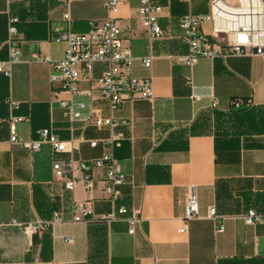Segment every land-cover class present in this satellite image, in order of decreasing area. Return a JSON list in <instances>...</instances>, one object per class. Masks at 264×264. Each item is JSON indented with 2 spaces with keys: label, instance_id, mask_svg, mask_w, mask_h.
I'll list each match as a JSON object with an SVG mask.
<instances>
[{
  "label": "crops",
  "instance_id": "1",
  "mask_svg": "<svg viewBox=\"0 0 264 264\" xmlns=\"http://www.w3.org/2000/svg\"><path fill=\"white\" fill-rule=\"evenodd\" d=\"M105 1L0 0V62L9 59L10 17L19 20L21 51L11 76L0 74V264H264V226L243 220L251 209L264 214V57L201 59L186 67L178 62L189 52L178 20L208 14L211 0H159L165 35L151 40L139 18V0H124L117 22L134 57L133 74L152 80L155 98L126 100L113 111L82 69L81 94L73 103L84 108L72 122L54 97L58 88L49 65L37 58L62 60L67 45L56 40L57 33H88L91 23L110 17ZM149 57L152 67L145 69L141 60ZM105 69L96 65L93 78ZM232 101L243 107L232 108ZM91 117L113 119L116 127L97 128ZM11 118L23 119L17 123L21 141L50 130L66 144L64 160H101L108 153L104 141L122 135L114 157L128 181L117 206L139 215L135 234L124 220H100L112 211L104 192L106 168L93 167L92 192L81 184L66 189L48 145L32 153L10 143ZM73 176L83 174L75 170ZM190 189L200 214L186 222ZM86 201L96 218L73 222V203ZM56 214L62 222L25 232L28 225L52 223Z\"/></svg>",
  "mask_w": 264,
  "mask_h": 264
},
{
  "label": "built area",
  "instance_id": "2",
  "mask_svg": "<svg viewBox=\"0 0 264 264\" xmlns=\"http://www.w3.org/2000/svg\"><path fill=\"white\" fill-rule=\"evenodd\" d=\"M61 2L69 5L71 0H61ZM139 2V18L148 38L151 40L163 37L165 33L159 21L163 10L160 1L139 0ZM123 4L124 0H106L105 6L110 17L103 22L91 23V29L86 34L74 33L71 29L58 32L56 40L67 45L62 60L52 62L47 57L37 58L49 65L50 81L58 88L54 97L72 122L80 118V111L84 108L83 104L75 106L73 103V99L81 94L79 82L82 78V69L87 72L90 80L95 82L99 96L109 102L113 111L120 109L126 100L153 101L155 98L152 80L140 79L133 74L134 57L130 47L122 39V29L117 22L119 9ZM18 23V18H9L7 42L9 59L0 62V74L6 77L11 76V66L16 64L21 56L20 44L16 39ZM208 24L211 30L210 33H205L203 26ZM178 25L189 46L188 54L178 59V62L186 67L195 66L201 59H226L249 55L264 57V0H236V4L224 0H211L208 14L186 15L178 20ZM141 63L143 68L150 69L152 57L142 59ZM96 65H106V69L95 79L92 75ZM186 81L187 85H192L189 78ZM62 93L68 95L67 100L60 98ZM88 94L92 95V92ZM231 106L239 109L242 104L232 101ZM22 120L10 119V143L20 145L32 153H37L43 145H48L53 157V170L58 176L67 179L66 189L73 191L81 184L87 192H92L93 167L106 168L104 192L112 203V211L100 217V220L108 224L124 220L129 225V234L134 235L141 221L139 215L135 212L129 215L127 207L117 206V201L121 198L120 188L128 181V177L122 174L114 157L115 150L121 147L123 136L112 134L104 141L108 153L101 160L93 163L74 159L64 160L62 155L66 152V144L48 129L40 132L38 140L21 141L17 136V123ZM91 121L97 128H109L112 132L116 127L113 119L91 117ZM90 146L96 147L97 141L90 142ZM75 170L83 174L82 179L73 176ZM71 213L72 221L75 223H84L96 218L93 205L88 201L73 203ZM199 214L195 191L190 189L186 201L185 221L197 219ZM209 218L212 220L217 218L214 207L209 209ZM243 220L249 226H264V214L253 209L245 213ZM60 222L62 218L56 214L52 223L38 222L26 226L24 230L27 235H33L43 232L49 225L53 226ZM223 231L222 225L217 228V232ZM66 240L72 242L70 238Z\"/></svg>",
  "mask_w": 264,
  "mask_h": 264
},
{
  "label": "rangeland",
  "instance_id": "3",
  "mask_svg": "<svg viewBox=\"0 0 264 264\" xmlns=\"http://www.w3.org/2000/svg\"><path fill=\"white\" fill-rule=\"evenodd\" d=\"M225 2L236 4V0H224Z\"/></svg>",
  "mask_w": 264,
  "mask_h": 264
},
{
  "label": "trees",
  "instance_id": "4",
  "mask_svg": "<svg viewBox=\"0 0 264 264\" xmlns=\"http://www.w3.org/2000/svg\"><path fill=\"white\" fill-rule=\"evenodd\" d=\"M231 107H232V106H231ZM242 107H243V104H242V106H241L240 108H242ZM232 108H234V107H232ZM240 108H239V109H240Z\"/></svg>",
  "mask_w": 264,
  "mask_h": 264
}]
</instances>
